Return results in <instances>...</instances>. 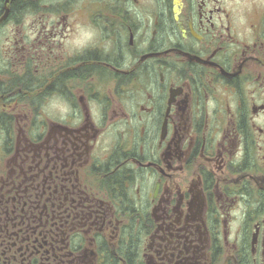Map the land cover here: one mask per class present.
I'll return each mask as SVG.
<instances>
[{"label": "flooded vegetation", "instance_id": "af4514ba", "mask_svg": "<svg viewBox=\"0 0 264 264\" xmlns=\"http://www.w3.org/2000/svg\"><path fill=\"white\" fill-rule=\"evenodd\" d=\"M0 264H264V0H0Z\"/></svg>", "mask_w": 264, "mask_h": 264}]
</instances>
